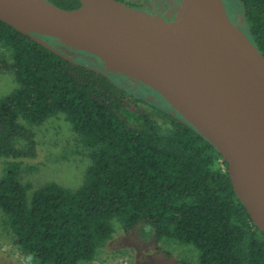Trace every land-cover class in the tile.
Listing matches in <instances>:
<instances>
[{
    "label": "trees",
    "instance_id": "1",
    "mask_svg": "<svg viewBox=\"0 0 264 264\" xmlns=\"http://www.w3.org/2000/svg\"><path fill=\"white\" fill-rule=\"evenodd\" d=\"M46 1L80 7L77 0ZM222 2L229 17L236 10L264 58V0ZM40 38L59 50L56 40ZM0 69L17 84L0 99V159L7 160L0 211L31 264H91L112 237L113 221L124 232L147 226L156 240L192 246L198 264H264V235L235 195L226 162L165 100L160 107L144 101L1 21ZM56 116L88 153L84 182L76 190L48 183L29 194L19 177L20 160L37 156L30 127Z\"/></svg>",
    "mask_w": 264,
    "mask_h": 264
},
{
    "label": "water",
    "instance_id": "2",
    "mask_svg": "<svg viewBox=\"0 0 264 264\" xmlns=\"http://www.w3.org/2000/svg\"><path fill=\"white\" fill-rule=\"evenodd\" d=\"M77 1L79 8L64 10L46 0H0V21L66 60L40 37L156 92L219 152L235 195L264 235V100L221 96L196 57L206 36L264 86V58L230 21L222 0H181L173 23L116 0ZM88 6L99 21L82 15Z\"/></svg>",
    "mask_w": 264,
    "mask_h": 264
},
{
    "label": "rangeland",
    "instance_id": "3",
    "mask_svg": "<svg viewBox=\"0 0 264 264\" xmlns=\"http://www.w3.org/2000/svg\"><path fill=\"white\" fill-rule=\"evenodd\" d=\"M144 13H153L158 5V13L165 15L173 6L167 0H129ZM223 3V2H222ZM180 8H177V16ZM227 13V12H226ZM234 17H229L240 30L242 19L236 10ZM169 14V13H168ZM242 31V30H241ZM58 51L75 59L79 64L92 67L109 75L118 85L128 87L144 101L162 106L163 99L153 90L125 80L119 74L107 69L97 58L72 49L56 41ZM17 87L12 73L0 69V99L9 95ZM146 105L143 106V109ZM167 108V107H166ZM169 109V107L167 108ZM26 125V124H25ZM37 143V156L33 160H20V181L30 186V193L35 189L55 183L70 190L78 189L84 182L85 170L90 164L87 151L82 147L78 137L72 131L63 116L46 120L40 126H31ZM7 164L6 159H0V178ZM112 237L98 250L91 264H198L197 251L188 245L178 244L172 240H156L154 233L147 226H136L124 232L117 221L112 222ZM18 249L5 224L0 211V264H31Z\"/></svg>",
    "mask_w": 264,
    "mask_h": 264
},
{
    "label": "bare ground",
    "instance_id": "4",
    "mask_svg": "<svg viewBox=\"0 0 264 264\" xmlns=\"http://www.w3.org/2000/svg\"><path fill=\"white\" fill-rule=\"evenodd\" d=\"M96 14L99 15L91 6L82 13L86 18L99 21ZM196 57L209 75V84L220 90L221 96L254 101L264 100V86L257 82L245 68L213 46L206 36H201L199 39Z\"/></svg>",
    "mask_w": 264,
    "mask_h": 264
},
{
    "label": "flooded vegetation",
    "instance_id": "5",
    "mask_svg": "<svg viewBox=\"0 0 264 264\" xmlns=\"http://www.w3.org/2000/svg\"><path fill=\"white\" fill-rule=\"evenodd\" d=\"M167 2H170V4L173 6L171 9L168 8L167 10V13L165 15H161L159 14L158 17H161L162 19H165V20H169V21H173L174 19H176L177 17V13H176V10L177 8H180L181 7V0H167ZM157 13H158V5L157 7L154 9L153 13H150V15H153V16H157ZM169 13V14H168ZM231 20V19H230ZM233 23V22H232ZM234 24V23H233ZM127 78H125L126 80ZM129 80V79H127ZM132 81V80H131ZM137 83V82H136ZM139 84V83H137ZM141 85V84H139ZM143 86V85H142Z\"/></svg>",
    "mask_w": 264,
    "mask_h": 264
}]
</instances>
